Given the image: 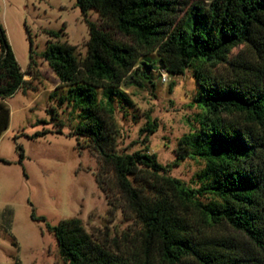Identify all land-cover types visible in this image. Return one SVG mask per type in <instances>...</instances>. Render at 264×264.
I'll return each instance as SVG.
<instances>
[{
    "label": "trees",
    "instance_id": "1",
    "mask_svg": "<svg viewBox=\"0 0 264 264\" xmlns=\"http://www.w3.org/2000/svg\"><path fill=\"white\" fill-rule=\"evenodd\" d=\"M75 4L82 14L93 9L100 17V23L85 19L84 55L78 58L66 41H47L40 55L65 86L59 101L67 97L79 108V121L67 135L87 139L101 163L111 167L125 205L141 228L140 241L131 248L92 240L77 217L45 223L60 257L66 264H262L264 0ZM140 67L156 77L160 69L180 74L190 68L196 84L198 125L180 139L176 151L181 150L165 164L145 145L120 152L105 144L110 99L126 100L119 85L132 68ZM23 74L0 26V132L8 118L2 99L27 83ZM155 125L154 119L145 122L142 141ZM183 155L203 160L196 188L167 174ZM202 194L208 195L206 200L199 198ZM30 217L43 219L32 208Z\"/></svg>",
    "mask_w": 264,
    "mask_h": 264
},
{
    "label": "rangeland",
    "instance_id": "2",
    "mask_svg": "<svg viewBox=\"0 0 264 264\" xmlns=\"http://www.w3.org/2000/svg\"><path fill=\"white\" fill-rule=\"evenodd\" d=\"M85 19L100 23L95 10L82 14L75 0H0V26L27 80L2 99L8 118L0 132V264H66L45 223L69 217H77L98 243L132 248L140 241L141 224L126 207L111 167L101 163L87 139L67 135L79 121V108L67 97L59 101L65 86L40 55L47 41H66L81 58L87 39ZM50 30L56 34H48ZM240 48L232 47L229 55ZM119 88L126 100L110 99L106 146L131 152L145 145L159 163L170 162L181 150L176 151L182 146L180 139L198 125L201 109L193 100L196 84L191 69L160 80L149 69L132 68ZM150 119L156 125L142 141L141 127ZM202 166L201 158L183 155L167 174L196 188ZM31 208L43 219L31 218Z\"/></svg>",
    "mask_w": 264,
    "mask_h": 264
},
{
    "label": "built area",
    "instance_id": "3",
    "mask_svg": "<svg viewBox=\"0 0 264 264\" xmlns=\"http://www.w3.org/2000/svg\"><path fill=\"white\" fill-rule=\"evenodd\" d=\"M158 77L160 80H165L167 78V73L163 69H160L158 70Z\"/></svg>",
    "mask_w": 264,
    "mask_h": 264
}]
</instances>
